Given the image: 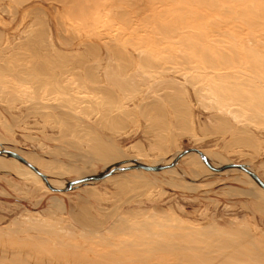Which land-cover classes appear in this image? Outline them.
Returning a JSON list of instances; mask_svg holds the SVG:
<instances>
[{
    "label": "rangeland",
    "instance_id": "374dc122",
    "mask_svg": "<svg viewBox=\"0 0 264 264\" xmlns=\"http://www.w3.org/2000/svg\"><path fill=\"white\" fill-rule=\"evenodd\" d=\"M104 1L86 2L89 11L83 15L62 0H0V56L10 68L0 76V149L26 161L36 159V169L63 183L107 168L92 157V139L121 153L126 160L116 164L161 165L196 149L214 168L244 165L264 182V107L254 118L246 105L234 101L237 97L220 90L230 79L215 78L236 73L250 78L249 66L264 75V0L250 3L254 16L247 20L258 21V30L217 36L210 44L203 36L182 40L160 33L169 21L139 14L142 0H134V8ZM214 49L238 62L227 69H207L197 57L207 53L214 62ZM246 49L254 52L255 65L243 56ZM32 64L44 66L49 76L32 73ZM189 155L162 172L115 173L67 193L50 192L36 176L18 175L15 170L28 168L0 156L10 168L0 170V257L114 264L108 256L115 254V264H136L140 246L133 249L132 244L151 241V236L156 241L163 232L187 235L212 229L236 236L238 243L247 241L245 249L240 244L245 251L251 246L243 264H264V211L257 209L256 185L244 172L214 173ZM82 208L96 228L76 223ZM151 257L149 264L161 258L178 263L174 256Z\"/></svg>",
    "mask_w": 264,
    "mask_h": 264
},
{
    "label": "bare ground",
    "instance_id": "6f19581e",
    "mask_svg": "<svg viewBox=\"0 0 264 264\" xmlns=\"http://www.w3.org/2000/svg\"><path fill=\"white\" fill-rule=\"evenodd\" d=\"M62 1H63V4H74L73 9H75V10L72 11L73 13H76V12H78L77 10H80L79 12L81 14L86 15L89 11L88 5H86V2L90 3V2L95 1V0H62ZM106 1H109V0H105L104 2L106 3ZM114 1H115V5H118L119 7H123V8L125 6H128L129 8H134L137 5V3L135 4L134 0H128V1L127 0H114ZM142 1L144 2L145 6L142 8L137 7V11L139 14L143 13V12H149L155 18L169 21L164 26H160L158 31L160 33H163L166 35L179 36V38H182V40H183V37H194V36L198 37V38L204 37L203 38L204 42L206 44H210V39H212V41H213L214 37L221 36V35H229L231 33L236 34L237 37H239V36H243V34H247L249 32L254 33L261 26L258 21L254 22L251 20H247V18H249L251 15L254 16L253 11L250 8V3H254V1H256V0H142ZM258 8H259V6H258ZM127 14H129V11L127 12ZM134 14H135V12H134ZM261 14H262V16L264 15V13H262V11H261ZM216 19H219V20H216ZM35 36L38 39L41 37V33H36ZM201 36H203V37H201ZM213 52L217 56L215 59L216 61L213 62L212 59H210L211 57L209 56V54L200 53L201 55H199L197 57L198 62L205 65V67L207 69H210L212 71L213 70H219V68L221 70L223 68L227 69L228 67H232L234 65V63L238 62L237 59H234L233 61L228 60L225 57L223 51H221V50L214 49ZM243 56L245 58L249 59V61L255 65V60L257 58L255 57L254 52H251L250 50L246 49L243 52ZM2 58H4V57H2ZM2 58L0 56V76L4 73H8L10 71L9 65L7 63H5ZM57 62H58V64L62 65L65 62L64 57L62 55H59L57 58ZM52 64H54V63H52ZM32 65H33L31 68L32 73H34L36 75H40L39 77L44 76V75H47L46 77L49 76V74L46 73L47 70L44 71V68H45L44 66H43V68H41L40 65H36V64L35 65L32 64ZM50 66H51V64H50ZM246 71L250 74L249 75L250 78H242L237 73L234 75L233 74L232 75L231 74L230 75L229 74L217 75L215 78H217L219 81H228L227 79H230V83H228L225 86H222L220 90L227 92L230 96L237 97V98H234L235 99L234 101H237L238 103H241L244 106L246 105V108L248 110L252 111V113H254V118L257 119L259 117V115L257 113H255L256 110L264 107V90L262 89V85L264 84V75L260 72L258 73L254 69L253 66L247 67ZM87 76L92 77V73L88 72ZM32 77L38 78L36 76H32ZM51 78H53V76ZM1 80H2V78L0 77V82H1ZM242 142H243V144H246L247 141L245 138H242ZM90 144H91L90 152H91L92 157L93 158L97 157L99 162H102L105 166H107V168H110V167H113L114 165H117L116 163L120 160H123V158H124L121 155V153L120 154L115 153L114 151L105 147L103 144L98 143L96 141V139H92ZM189 156H192V155H189ZM191 159H193L195 162L199 163V158L192 156ZM172 160L173 159L169 160L164 165L171 163ZM27 162L34 166V164L37 163V160L34 158H31ZM130 165H131V163L128 162V163H126V165H123L122 167H127ZM8 166H6L2 162H0V170L8 171V170H10V168ZM215 167L218 168V165H216ZM15 171H17L16 173L18 175H21V173H25V174L30 175V176H36L29 169L25 172H20L19 170H15ZM9 172H11V171H9ZM80 175L83 176L84 174L80 173ZM36 177H38V176H36ZM249 182L254 186V183L251 180ZM49 183H50V185H52L55 188H62L65 184V182L63 183V182H59L57 180H49ZM120 186L123 187V185H120ZM254 188H255V191H257V193H258L259 200L261 201V203L258 205L257 209L260 212H263L264 211V193L261 189L257 188L256 186ZM75 220H76V223H78L79 225H84V226H90V225L92 226L93 225V226H95L94 228H96V223H94L91 219H89L87 217V211L84 208L81 209V211L75 217ZM136 226H132V227H136ZM138 226H140V225H138ZM146 228L147 227H145L144 229H146ZM149 231H151V230H149ZM159 232L160 231H158V233ZM163 233H160L161 235H160L159 239L156 241H153L155 238L151 236L149 238V239L152 238L151 241H148L145 243H140L138 245L132 244L134 247L131 246V248L133 247V249L135 248V246H140V248L136 249V251H137L136 253H137L138 257L136 259L133 258V259H135L134 262L136 264H149L150 262L147 261V258L152 259L151 256L156 255V254H161V255L165 254V255H169V256H174V259H177V262H178L177 264H185V263H187V264H243V262L245 263L246 259L249 258V254L247 253V251H249V248L251 246L248 245L249 248L247 246L246 251L242 250L240 247V244L242 242L238 243L236 236L235 237L226 236L225 234H221L220 232H217V230L214 231L211 229V230H205V231H191L187 235H176V234L170 235L169 234V235L162 236ZM235 233H236V231L234 233H231V234H235ZM227 234H230V233H227ZM245 235H247V234H245ZM138 236H140V235H138ZM153 236H155V235H153ZM156 236L158 237L159 235H156ZM215 236H218V237L216 239H214ZM247 236H249V235H247ZM179 238H181L180 241H182V239H183L185 242L182 241L183 243H180ZM249 238H250V236H249ZM141 240H142V242H144V239L142 237H141ZM241 241H242V238H241ZM121 242H122V240H121ZM131 242H132V240L130 241V243ZM133 242H136V241H133ZM246 242L244 240L243 243H245V244L242 243L244 245V247H243L244 249H245V246L247 245ZM252 242H253V240H252ZM105 243H107V242H105ZM97 244H99V243H97ZM110 244L112 245V244H116V243L112 242ZM65 245H66V243H65ZM130 245L131 244H129V246ZM251 245L254 246L255 244L254 245L251 244ZM57 246L60 247V245H57ZM99 246H102V245H99ZM74 247H72V248H74ZM262 248H264V247H261V249ZM64 249L66 250L67 247ZM92 249H91V251L96 252V250H94V249L92 250ZM118 249H117V251H118ZM68 250H70V249H68ZM87 250H84L85 253L87 252ZM35 251H37V250H35ZM108 251H110V250H108ZM120 251H122V249ZM128 251L129 250H127V252ZM45 252L46 251H43L44 254H45ZM105 252L106 251L103 252L104 255H106V253H107V252L106 253ZM130 252L131 251H129V255L131 254ZM256 252H257V250H256ZM21 253L23 254V252H21ZM77 253H79V251H77ZM77 253H76V255H74V254L73 255L77 256ZM85 253L84 254L80 253V254L85 256ZM119 253L122 254V252H119ZM253 253L255 254V252H253ZM53 254H55V253H53ZM96 254H97V252L94 253V255H96ZM30 255H32V254H30ZM42 255H40V257ZM73 255H72V257H73ZM117 255H118V252H117ZM101 256L103 257V255H101ZM101 256L99 257L100 259H102ZM113 256L115 257V254H111L110 256H108V259H110L111 261L115 260V262H116L118 259L116 257L113 258ZM121 256L124 257V255H121ZM253 256H255V255H253ZM34 257H36V256H34ZM46 257H42V258L45 259ZM90 257L92 258V256H90ZM96 257L97 256H95V259H96ZM127 258L128 257L125 256L124 259L127 260ZM22 259H23V257H22ZM22 259L17 258V256H15L13 258L1 256L0 257V264H43V262L39 261L41 258L39 260H37L35 263H32V261L30 263L29 262L30 260L27 261V260H24V259L22 260ZM35 259H34V261H35ZM73 259H74V257H73ZM128 259H132V258L129 257ZM133 259H132V261H133ZM162 259L163 258H161V260H160L161 262H159V263L156 262V264H168L167 259H166V263H163ZM169 259H172V258H169ZM97 260H99V259H97ZM104 260H107V258H105ZM122 260L123 259L121 258V261ZM47 261H49V259ZM65 261L66 260H64V262ZM82 261H84V260H82ZM82 261H81V263H82ZM130 261H128V262H130ZM174 261H176V260H174ZM44 262H45V260H44ZM75 262H77V261H75ZM75 262H73V263H75ZM88 262H89V260L87 261V263ZM90 262H92V264H94V261H90ZM107 262H109V260ZM115 262H114V264H115ZM60 263L61 262H59V264ZM77 263H75V264H77ZM83 263H85V262H83ZM169 263L171 264V262H169ZM174 263L176 264V262H174ZM174 263L172 262V264H174ZM246 263H247V261H246ZM49 264H50V262H49ZM102 264H104V263H102ZM105 264H107V263H105ZM121 264H122V262H121ZM124 264H126V261L124 262ZM151 264H153V263H151Z\"/></svg>",
    "mask_w": 264,
    "mask_h": 264
},
{
    "label": "water",
    "instance_id": "95a60500",
    "mask_svg": "<svg viewBox=\"0 0 264 264\" xmlns=\"http://www.w3.org/2000/svg\"><path fill=\"white\" fill-rule=\"evenodd\" d=\"M189 154H195L197 155L203 164L212 172L214 173H220L226 170H237L240 172H244L247 174L250 179L254 182L256 186H258L263 192H264V182L253 172L251 171L247 166L244 165H225L218 168H213L208 160V158L200 151L196 149H189L186 151L181 152L178 154V156L169 164L164 165H155L150 166L146 164H142L140 162L132 161L130 166L122 167L123 165H126V163H118L117 165H114L113 167L106 168L103 172H100L98 174L90 175L83 177L81 179H76L72 181L65 182L64 186L62 188H55L52 185H50L48 177L44 174H42L38 169H36L34 166L29 164L24 158L17 155L14 152L7 151L5 149H0V156L6 157L8 159H13L19 162L20 164L27 167L30 171H32L38 178L42 181L43 185L46 189H48L50 192L54 193H67L71 192L81 186L94 184L101 182L105 180L106 178H109L115 173L125 172V171H131V170H139L144 171L147 173H158L162 172L164 170H168L170 168L175 167V165L186 155Z\"/></svg>",
    "mask_w": 264,
    "mask_h": 264
},
{
    "label": "crops",
    "instance_id": "0c3cea01",
    "mask_svg": "<svg viewBox=\"0 0 264 264\" xmlns=\"http://www.w3.org/2000/svg\"><path fill=\"white\" fill-rule=\"evenodd\" d=\"M112 127H115L114 125H112ZM134 148H136V147H134Z\"/></svg>",
    "mask_w": 264,
    "mask_h": 264
}]
</instances>
